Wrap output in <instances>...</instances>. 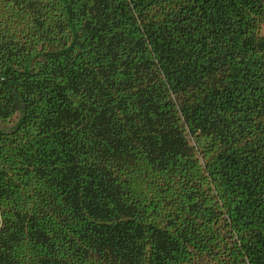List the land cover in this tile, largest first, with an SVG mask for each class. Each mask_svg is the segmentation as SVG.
Masks as SVG:
<instances>
[{
    "label": "trees",
    "instance_id": "16d2710c",
    "mask_svg": "<svg viewBox=\"0 0 264 264\" xmlns=\"http://www.w3.org/2000/svg\"><path fill=\"white\" fill-rule=\"evenodd\" d=\"M0 264H264V0H0Z\"/></svg>",
    "mask_w": 264,
    "mask_h": 264
}]
</instances>
